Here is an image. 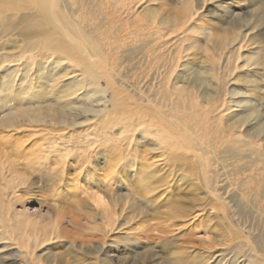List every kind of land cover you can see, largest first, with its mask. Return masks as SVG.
<instances>
[{"label":"rangeland","instance_id":"1","mask_svg":"<svg viewBox=\"0 0 264 264\" xmlns=\"http://www.w3.org/2000/svg\"><path fill=\"white\" fill-rule=\"evenodd\" d=\"M165 1L144 0L142 4L132 6L140 15L151 10L161 12L162 15L163 10L172 8V5L166 4ZM194 1L199 14L198 19L194 20L196 26H199L198 22L206 27L217 26L219 23L221 28L227 30L229 25L224 21L233 19L232 16L235 15H239L243 23L248 25L243 28L244 34L247 35L239 52L240 59L236 62L235 77L228 79L227 87L229 89L234 87L242 92H250L256 87L251 94L248 92L241 96L245 104L252 100L255 105L259 104L261 111H264V100H261L264 96V66L247 63L248 58L257 57L261 60L264 57V0H205L203 4V0ZM104 7L103 0H86L83 9L77 7V12L90 16L92 20L97 16L99 21L100 11L111 9L109 6ZM164 16L171 18L168 14ZM2 24L8 26L0 20V25ZM17 28L13 30L8 26L5 30L0 26V63L3 57H12L10 62L0 64V113L3 109L19 108V105L22 108L30 102L32 103L30 105L34 103V107H53L56 104L55 100L61 97L65 85L67 87L72 81L84 80L80 68H72L67 62L57 64L54 59L19 57L29 40L26 39L25 32L20 27ZM232 47L234 44L230 45L229 49ZM127 59L129 60L128 57ZM127 59H122L120 65L112 69L114 72L110 70L107 72L114 76L115 82L118 81L117 85L125 78L133 81L135 75L138 88L144 90L147 81L143 79L149 73L145 74L141 70L130 71L132 74L127 72L131 63ZM187 66L189 68L191 66L192 70L189 69L184 76L191 79L195 75L193 73L200 72L199 67H202L196 61L189 62ZM179 70L184 71V68L180 67ZM45 71H51L53 73L51 76L57 78L48 83V86L44 84L42 87L37 83V78ZM235 78L243 82L244 80L255 82L247 83L248 86H245L234 81ZM5 81L7 85L3 86ZM74 82L72 88L68 87L70 89L68 92L76 91L77 97L74 96L73 100L80 98L85 92L81 87V90L79 87L74 90ZM24 84L30 92L22 99L19 92ZM99 88L100 94L93 99L92 106L99 107L96 110L105 107L107 115L108 112L113 114V110L116 114L122 113L121 105L127 103L125 99L120 104L112 106V94L104 80L99 81ZM124 92L127 94L126 90ZM74 101L76 103L78 100ZM236 110L238 109H233ZM76 111L79 115L74 114L67 119L69 123L73 122L71 125L77 120L75 127H70L67 122L64 123L65 127L59 124L62 120L59 121L58 115L52 113L51 117L57 119V125L51 124L52 122H49L51 118L46 116L47 122L30 123L19 118L17 122L15 121L18 124L12 131L0 129V161L11 165L14 173L26 180L25 186L19 187L21 191L17 193V196H23V200L11 206L12 212L18 211L21 214L24 212L26 218L29 215L30 218L41 216L57 219L61 229L59 235L62 237H51L49 242L35 249L32 257L34 263L40 261V264H262L264 204L260 205V208L256 206L258 201L254 199L253 194L248 196L247 201L243 200L245 202L243 203L242 199L237 197V190L227 187L223 166H227L226 169H233L230 166L236 164L232 157L221 151L216 154L198 152L194 155L180 148L160 150L153 144L148 148L144 145L141 133H137L134 139L141 144L133 159L128 154L130 148L127 149L126 146L120 147L107 159V153L104 154L107 151L98 145L93 151L94 154L72 151L66 158V164L61 165L62 160L58 158L60 154L52 152L49 138L70 135L71 131L93 126L97 120L93 113H80L78 108ZM263 111L260 113L263 114ZM225 115H229V112ZM74 118L76 120L72 121ZM170 121L172 123V119ZM251 123L257 124L255 128L264 130V120L261 116ZM95 157L97 160H94ZM109 185L111 186L108 188ZM86 192L92 195L101 193L107 203L111 199L117 201L115 208L117 215L113 226L115 230L111 237L115 245H109L107 240L101 237L104 229L99 227L104 220L100 209L92 207ZM72 203L80 208V212L75 210ZM73 217L78 218L76 224L72 222ZM94 227L98 229L95 230ZM21 229L24 230V227L16 231ZM49 232L52 233L51 229ZM13 235H16L15 231ZM5 245L6 243L0 240V254L5 251L9 252L4 255L14 254H11L12 259L2 261L0 264H30L29 259L20 254L18 247L7 250L4 248ZM257 259H261V262L259 263Z\"/></svg>","mask_w":264,"mask_h":264},{"label":"bare ground","instance_id":"2","mask_svg":"<svg viewBox=\"0 0 264 264\" xmlns=\"http://www.w3.org/2000/svg\"><path fill=\"white\" fill-rule=\"evenodd\" d=\"M85 1L0 0V20L13 30L20 27L29 40L19 57L54 59L57 64L70 63L72 68H80V73L84 77L82 82L72 81L71 85L75 83L74 90H77V87L85 89L80 98L74 99L78 100V103L76 102L80 105L78 107L72 99L74 96L77 97L76 91L68 92L71 85L67 87L65 85L61 97L55 100L57 106L34 107V103L33 106L30 102L22 108L19 105V108L3 109L0 113V116L2 115L0 129L12 131L19 118L30 123L45 122L46 116L51 118L49 120L51 124L57 125V119L51 117L52 113L59 116L58 120H62L59 124L64 126V123H69L67 119L71 115L78 114L77 108L80 113H93L97 116L93 126L71 131L67 136L49 138L52 152L60 154L58 158L62 160L61 165L66 164V158L72 151L94 154L93 151L98 145L107 151L104 153H107V159L123 146L130 148L128 154L133 159L141 144L134 139L137 133H141L144 145L148 148L151 144L160 150L180 148L194 155L198 152L216 154L221 151L232 157L236 164L230 166L233 167L232 170L223 166L227 187L236 189L237 197L242 199V202L247 201L248 196L253 194L254 199L258 201L256 206L260 208V205L264 204V136H261L264 135L262 134L264 130L255 128L257 124L251 122L260 116L264 120V111L262 110L263 114L260 113L262 111L258 107L259 104L255 105L252 100L244 103L241 95L248 94L249 91L242 92L234 87L232 89L227 87L228 79L235 77L236 62L240 59L239 52L247 35L243 31L248 25L243 23V19L235 15L232 16L233 19L225 20L224 23L229 25L227 30L221 28L219 23L217 26L206 27L198 22L199 26H196L194 20L198 19L199 14L194 0H166L165 3L172 5V8L163 10V14H168L171 18L152 10L140 15L132 5L142 4L144 0H103L105 7L109 6L111 9L100 11L98 21L97 16V19L92 20L90 16L77 12V7L83 9ZM229 17L231 18V15ZM0 26L5 30L8 28L4 24ZM232 44L234 47L229 49ZM3 58L0 64L12 60L11 56ZM124 58L131 61L127 72L141 70L145 74L149 73L143 79L147 81L144 90L138 88L135 75L133 81L125 78L117 85L118 81L115 82L114 76L107 72L113 71L114 67L117 68ZM183 60L186 61L182 63ZM191 61L199 62L202 66L199 67L200 72L192 71L195 74L192 79L184 76L185 72L192 70L191 66L190 68L187 66ZM247 63L264 66V57L261 60L257 57L248 58ZM180 67H183L184 71L180 72ZM49 72L45 71L37 78L40 86L43 87L44 84L48 86V83L57 78L51 76L53 73ZM100 80L105 81L112 94V106L120 104L125 99L127 103H123L120 109L122 113L116 114L113 110V114L108 112L107 115L105 107L96 110L99 107L92 106L93 99L100 94V88L98 89ZM234 81L245 86H248L247 83L255 82V80L243 82L238 78ZM5 85L7 81L3 83V86ZM255 89L256 87L249 93ZM29 92L24 84L19 92L20 98L23 99ZM261 100H264V96ZM226 112H229V115H225ZM74 120L76 119L72 121ZM70 123V127H75L77 120L73 125H71L73 122ZM96 158L94 160H97ZM45 159L47 160V157ZM7 164L0 161V240L6 243L4 248L7 250L18 247L20 254L28 258L30 264H40V261L34 263L32 260L35 249L49 242L51 237H62L59 235L61 229L57 219L41 216L30 218L29 215L26 218L24 212L22 214L18 211L12 212L11 206L23 200V196H17V193L19 187L25 186L26 180L15 174L11 165ZM86 195L92 207L100 209L104 220L99 227L104 229L101 237L106 239L109 245H115L111 237L115 230L113 226L117 215L115 210L117 201L111 199L107 203L101 193L92 195L86 192ZM72 205L80 212L78 206L74 203ZM77 220L78 218L73 217V224H76ZM22 227L24 230L16 231ZM37 227L41 228L39 232ZM14 231L16 235H13ZM261 247L264 251V238L261 240ZM7 252L9 251L0 254V263L12 259V253L4 255ZM260 260L257 259L259 263Z\"/></svg>","mask_w":264,"mask_h":264}]
</instances>
